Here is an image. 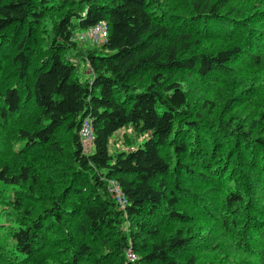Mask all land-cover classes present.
<instances>
[{
    "label": "trees",
    "instance_id": "16d2710c",
    "mask_svg": "<svg viewBox=\"0 0 264 264\" xmlns=\"http://www.w3.org/2000/svg\"><path fill=\"white\" fill-rule=\"evenodd\" d=\"M0 130V264H264V0H0Z\"/></svg>",
    "mask_w": 264,
    "mask_h": 264
},
{
    "label": "built area",
    "instance_id": "2783aa9c",
    "mask_svg": "<svg viewBox=\"0 0 264 264\" xmlns=\"http://www.w3.org/2000/svg\"><path fill=\"white\" fill-rule=\"evenodd\" d=\"M108 23L105 20H100L92 26L87 27L77 33L76 39L82 42H89L91 44L101 43L108 36ZM79 137L85 151H88L91 143L94 140V130L92 121L89 117H85L79 128ZM108 191L110 195L117 201L120 208H124L126 205V197L121 191L118 181L114 178L108 180ZM125 257L130 264H134L137 259L136 253L131 249L125 250Z\"/></svg>",
    "mask_w": 264,
    "mask_h": 264
},
{
    "label": "rangeland",
    "instance_id": "374dc122",
    "mask_svg": "<svg viewBox=\"0 0 264 264\" xmlns=\"http://www.w3.org/2000/svg\"><path fill=\"white\" fill-rule=\"evenodd\" d=\"M80 70H81L80 76L83 79L89 77L90 70L87 68V66L85 64H83V63L81 64ZM126 129H121V130L117 131L113 135V137L111 138V141H110V144H109V147H110V151L111 152L118 151V150H127L130 147L137 146V145L140 144V141L142 140V138H144L142 135L137 134L133 130L128 129V128H126ZM0 131L2 133H6L3 130H0ZM125 132H126V134H125ZM12 162L15 163L13 160H12ZM6 207H7V205H3V207L0 206V225L1 224H5L6 225V223H8L7 225L10 224V221L5 219V215L3 213V210H5ZM35 208H36V211H37V209H39V206L36 205ZM14 209L16 210V212H18V207L14 208ZM36 211L32 212L30 215H28V217H34V218H36L37 217L35 215ZM0 233L1 234L2 233L4 234V231L3 230H0ZM2 241L3 240H0V244H2Z\"/></svg>",
    "mask_w": 264,
    "mask_h": 264
},
{
    "label": "bare ground",
    "instance_id": "6f19581e",
    "mask_svg": "<svg viewBox=\"0 0 264 264\" xmlns=\"http://www.w3.org/2000/svg\"><path fill=\"white\" fill-rule=\"evenodd\" d=\"M85 118V117H84ZM94 130V129H93ZM95 135V134H94ZM92 146V145H91ZM92 148V147H91ZM84 150V149H83ZM90 152V151H89ZM109 180V179H108Z\"/></svg>",
    "mask_w": 264,
    "mask_h": 264
}]
</instances>
